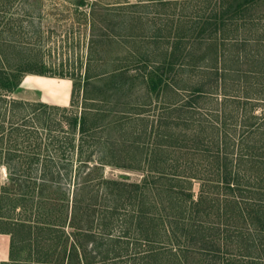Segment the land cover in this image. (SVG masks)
Listing matches in <instances>:
<instances>
[{
  "label": "trees",
  "instance_id": "obj_1",
  "mask_svg": "<svg viewBox=\"0 0 264 264\" xmlns=\"http://www.w3.org/2000/svg\"><path fill=\"white\" fill-rule=\"evenodd\" d=\"M10 2L0 0V91L6 93L16 89L23 73L46 74L43 68L5 66L8 49L15 47L9 28L1 26ZM157 2L181 4L183 21L169 33V60L149 70L141 66L147 92L163 103L157 129L168 131L166 142L133 144L145 152L140 168L117 166L142 172L139 181L107 179L97 172L110 162L82 157L94 143L86 142L90 108L84 104L79 116L66 117L68 129L80 134L78 142L55 124L61 137L27 143L30 151L50 146L54 157L24 158L7 150L4 164L13 183L19 182L21 198L28 201L39 189L41 210L36 224L8 221L4 207L12 198L7 194L0 206V233L10 236V261L0 264H264V111L256 110L264 104V13L258 11L264 0ZM189 40L203 46L198 54L183 53ZM181 58L187 61L178 63ZM128 72L120 68L102 77L135 78ZM83 95L84 103L98 101L87 91ZM9 104L12 110L21 107L14 100ZM34 107L71 112L42 103ZM42 131L50 134L46 127ZM75 151L69 201L61 181L71 179ZM32 237L28 259H16L18 245L27 246Z\"/></svg>",
  "mask_w": 264,
  "mask_h": 264
},
{
  "label": "rangeland",
  "instance_id": "obj_2",
  "mask_svg": "<svg viewBox=\"0 0 264 264\" xmlns=\"http://www.w3.org/2000/svg\"><path fill=\"white\" fill-rule=\"evenodd\" d=\"M177 1L180 3L181 0ZM181 8V4L162 6L157 0H11L5 7L1 26L9 28L12 33L10 39L14 42L12 46H15L13 52L8 49L5 66L14 70L20 66L22 70L43 68L46 73L45 76L23 73L13 92L0 91V206L6 203L9 194L12 201L4 207L8 221L28 219L30 224H36L41 206L39 189L28 197V201L21 198L22 190L17 186L19 182L13 183L16 179H12L9 166L4 164L7 150L24 158L32 154H37L40 160L45 156L54 157L50 146L45 151L34 148L30 151L26 148L27 143H46L54 134L61 137L59 129L55 131L58 124L67 131L69 138L72 135L74 142H78L80 134L77 130L68 129L66 117L79 116L84 104L90 108L86 142L94 143L84 148L82 157L87 158L91 154L90 163L110 162L97 172L107 179L125 178L136 182L142 178V172L117 166L140 168L138 161L144 159L145 152L133 148V144L147 145L166 140L168 131L157 129L159 115L163 112L160 108L162 100L147 92L141 66H147L149 70L154 64L169 60L172 40L168 36L171 30L175 32L177 26L183 25ZM258 11L264 13V3ZM113 22H117L119 27L111 28L108 24ZM158 33L164 38L156 37ZM201 47L196 41L189 40L183 53L191 51L196 55ZM186 61L181 58L178 63ZM120 68H128V73L135 78L109 80L102 77ZM87 76L88 85L85 83ZM30 82H34L41 91ZM85 91L88 97L98 101L84 103ZM54 92L63 94L64 102L54 98ZM12 100L21 107L12 110L9 104ZM25 102L31 106H24L22 103ZM38 103L66 107L71 112L67 114L34 107ZM256 110L263 112L264 104H259ZM94 119L95 126H92ZM16 125L18 131H10L11 126L14 128ZM42 127H46L50 134L42 131ZM157 133L162 138H158ZM45 134L50 138L45 139ZM110 146L113 147L111 151H115L113 154L108 152ZM77 156L79 153L76 151L70 155L71 179L61 181L65 185V199L69 198V201ZM40 165L41 161L36 167L37 174H40ZM31 176L36 175L33 172ZM192 190L196 195L197 182H193ZM54 193L51 192V198L55 197ZM14 205L15 209L12 208ZM7 228L10 226L4 227ZM9 240L8 234L0 233V262L10 261ZM33 241L32 237L27 246L23 244V248L18 245L16 259H28V245H33Z\"/></svg>",
  "mask_w": 264,
  "mask_h": 264
},
{
  "label": "bare ground",
  "instance_id": "obj_3",
  "mask_svg": "<svg viewBox=\"0 0 264 264\" xmlns=\"http://www.w3.org/2000/svg\"><path fill=\"white\" fill-rule=\"evenodd\" d=\"M36 77H37V76H36ZM37 78H40V77H37ZM54 95H55V96H53L54 98H56L57 100L60 99V100H62L61 102H64L63 99H62V97H61V95L63 96V94L55 93V92H54Z\"/></svg>",
  "mask_w": 264,
  "mask_h": 264
},
{
  "label": "crops",
  "instance_id": "obj_4",
  "mask_svg": "<svg viewBox=\"0 0 264 264\" xmlns=\"http://www.w3.org/2000/svg\"><path fill=\"white\" fill-rule=\"evenodd\" d=\"M34 87H36L37 89H39L40 91H41V89L40 88H38L35 84H34V82H30ZM3 234V233H2ZM7 235V234H6ZM10 241V240H9ZM8 258H9V254H8Z\"/></svg>",
  "mask_w": 264,
  "mask_h": 264
}]
</instances>
